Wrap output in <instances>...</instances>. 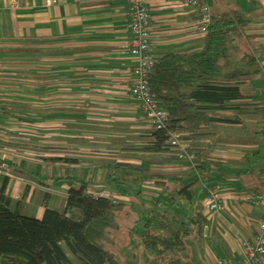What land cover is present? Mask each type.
Listing matches in <instances>:
<instances>
[{
    "label": "crops",
    "instance_id": "1",
    "mask_svg": "<svg viewBox=\"0 0 264 264\" xmlns=\"http://www.w3.org/2000/svg\"><path fill=\"white\" fill-rule=\"evenodd\" d=\"M126 1L0 0V62L20 63L36 80L27 87L36 88L35 99L25 102L35 116L26 110L24 120L0 117V123L15 125L0 127V159L8 168L0 177V191L5 186L4 197L22 204L23 217L41 221L45 210L63 213L67 192L80 184L95 198L115 195L104 174L110 164L127 165L136 168L133 179L147 180L131 179L119 198L138 214L136 239H131L133 231H120V264L154 259L139 239L150 220L167 227L159 237L174 234L183 240L185 252L172 256L180 264H239L242 242L263 217L261 209L242 203L264 191V0H256V7L251 0H197L210 12L237 8L249 14L251 23L236 43L233 63L250 55L258 71L243 82L246 99L232 104L245 105L243 111L213 110L217 123L195 140L175 134L166 153L151 150V129L130 98L136 60L128 53ZM148 8L155 60L203 49L193 9L167 0H150ZM19 121L35 129L18 128ZM45 125L53 126L52 141L58 147L52 151L42 147L46 140L39 130ZM17 140L25 144L8 145ZM180 151L194 162L180 160ZM57 158L79 163L47 161ZM211 189L222 201V211L213 215L205 205ZM143 196L150 198L152 210L138 213L136 208L147 203ZM64 253L73 261L65 248Z\"/></svg>",
    "mask_w": 264,
    "mask_h": 264
},
{
    "label": "trees",
    "instance_id": "2",
    "mask_svg": "<svg viewBox=\"0 0 264 264\" xmlns=\"http://www.w3.org/2000/svg\"><path fill=\"white\" fill-rule=\"evenodd\" d=\"M251 2L256 7V0ZM250 23L249 14L237 8L210 12L199 53L166 54L154 63L148 85L155 102L166 114V121L161 129L149 133L153 152L166 153L172 134L199 138L218 122L211 114L213 110L238 114L243 111L245 105L232 104L246 99L243 82L257 74V62L250 55L241 56L235 64L233 58L236 43ZM47 161L79 163L58 158ZM134 172L136 168L110 164L104 181L122 196L126 194L123 186L133 179ZM4 190L5 186L0 191V264H120L115 233L120 230V221L132 216L130 208L120 202L95 198L87 193L86 185L80 184L78 189L67 192L63 213L45 210L38 221L23 217L22 204L5 198ZM167 231L161 222H146L139 239L144 250L154 256L149 264H180L172 256L185 252L184 242L174 234L159 237L160 232ZM64 248L73 261L66 257Z\"/></svg>",
    "mask_w": 264,
    "mask_h": 264
},
{
    "label": "built area",
    "instance_id": "3",
    "mask_svg": "<svg viewBox=\"0 0 264 264\" xmlns=\"http://www.w3.org/2000/svg\"><path fill=\"white\" fill-rule=\"evenodd\" d=\"M150 0H127L126 18L128 21V53L135 58L136 62L130 70V98L139 106L151 131L159 130L166 121V114L155 102L148 85V76L157 61L152 56L151 38V16L148 2ZM178 6L191 8L197 15V28L199 33L205 37L206 29L210 23L209 7L197 0H167ZM176 136L172 134L170 141L175 142ZM175 143H173L174 145ZM178 158L182 161L194 162L192 155L182 151ZM7 166L0 159V177L7 173ZM113 196H107L111 202L116 201ZM206 209L210 215L222 211V201L216 190H207L205 196ZM244 207L254 206L263 212L262 219L257 223L255 231L248 240L242 242L243 256L239 264H260L264 260V191L259 197L243 202ZM215 264H226L224 260H218Z\"/></svg>",
    "mask_w": 264,
    "mask_h": 264
},
{
    "label": "rangeland",
    "instance_id": "4",
    "mask_svg": "<svg viewBox=\"0 0 264 264\" xmlns=\"http://www.w3.org/2000/svg\"><path fill=\"white\" fill-rule=\"evenodd\" d=\"M11 64V63H10ZM9 63L7 62H0V117H10V115H12L14 118L18 119L20 118L21 120H24V116H27V114L29 116H35L33 114L36 113V110H27V105L25 102H27L26 100L31 99L32 101L35 99V97L33 95L36 94V88H27L29 85L31 86H35L36 84V80L35 78H33V75H27L30 74L32 72H27L26 69H23L24 65H20V63H12L11 65L14 66H10ZM31 106V105H30ZM30 108H35V107H30ZM26 110H27V114H26ZM27 118V117H26ZM25 118V119H26ZM4 123V122H3ZM0 123V127L2 128H6L8 129L9 127H14L15 125H10L7 123ZM18 125H16V127L21 128L22 129H29V130H34L35 126L34 125H22V121L17 122ZM44 130H39L40 134L42 136H45V142L44 145H42V147H46V151H52V147H58V145H53V126L52 125H45ZM37 131V130H36ZM21 144H25L24 142H22L21 140H17V141H9L8 145L9 146H14V145H21ZM77 145H83V144H78ZM80 152V151H78ZM182 151L179 152V154ZM19 154V153H18ZM43 154V153H40ZM46 154H50V152H47ZM64 154V153H62ZM20 155V154H19ZM92 155H96V154H92ZM104 155V154H102ZM106 155V154H105ZM21 156V155H20ZM91 156V155H90ZM89 156V157H90ZM92 158V157H91ZM95 159H97V157H95ZM89 162V161H87ZM109 197L111 196L108 195ZM114 200L116 202H119V198L120 196H118L116 194L113 195ZM144 201L146 203V205H144L143 207L138 206L136 208V210L138 211V213H142L144 212H150L152 210L151 205H149L150 202V198L148 196H143ZM146 198V199H145ZM154 208V207H153ZM138 214H135L133 212V215L130 217V219H122L120 221V230L115 233V240H116V244L118 246V257L120 259V249L123 248L124 244L122 239L120 238V231L123 232L125 231V233L127 231H130L134 233L133 236H131L134 240V238L136 239L137 235H136V225L137 223H135L134 218H137ZM123 235V234H122ZM141 236V234H140ZM131 243V242H130ZM137 244V243H136ZM133 245V244H131ZM138 247H140V245L138 244ZM137 249V248H136ZM139 249H137V253H138Z\"/></svg>",
    "mask_w": 264,
    "mask_h": 264
}]
</instances>
